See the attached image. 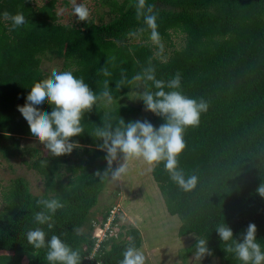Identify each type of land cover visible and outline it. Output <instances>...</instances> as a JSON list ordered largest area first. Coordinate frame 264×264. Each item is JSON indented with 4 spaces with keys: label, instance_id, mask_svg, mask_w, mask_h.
<instances>
[{
    "label": "trees",
    "instance_id": "1",
    "mask_svg": "<svg viewBox=\"0 0 264 264\" xmlns=\"http://www.w3.org/2000/svg\"><path fill=\"white\" fill-rule=\"evenodd\" d=\"M57 1L36 6L33 0H0V138L12 141V148H2L5 157L21 155L22 139L34 138L17 106L25 104L32 84L46 77L41 65L47 55L64 59V70L83 77L93 91H99L108 79L114 98L132 90L133 81L115 88L122 70L131 80L151 62L158 79L167 81L180 72L182 94L208 103L198 126L185 129L186 147L178 158L186 175L198 177L195 188L181 189L162 163L152 170L167 211L181 219L180 236L197 238L185 257L192 255L197 240L203 238L212 252L205 260L238 264L223 250L215 231L220 223L228 224L236 239L254 223L257 240L264 245V197L257 192L264 184V0H148L159 14L163 40L169 41L176 32L186 36L181 49L161 56L155 55L148 33L139 31L143 24L135 18L134 0H101L110 9V22L90 19L81 25L62 24ZM4 12H22L28 23L12 29ZM134 31L137 35L130 36ZM104 66L110 77L98 74ZM142 82L145 91H155L151 81ZM109 108L100 103L85 114L86 131L72 138L79 147L71 154H48L24 162L42 175L45 193H32L22 177L11 183L0 211V264H47L46 249H33L24 236L26 229L36 226L33 214L40 210L36 202L41 198H58L64 204L53 217L54 228L48 236L57 234L78 250L81 264H119L129 237L141 248V231L122 226L119 236L104 241L91 257L97 239L90 213L110 176L101 179L96 174L108 165L106 152L98 148L102 141L90 133L105 120L113 124L121 118L125 123L143 121L145 105L141 101L138 107ZM44 111L50 112L51 106L45 105ZM163 123L164 118L154 114V127ZM110 213L111 208L98 226H104ZM88 224L89 230L83 232Z\"/></svg>",
    "mask_w": 264,
    "mask_h": 264
},
{
    "label": "clouds",
    "instance_id": "2",
    "mask_svg": "<svg viewBox=\"0 0 264 264\" xmlns=\"http://www.w3.org/2000/svg\"><path fill=\"white\" fill-rule=\"evenodd\" d=\"M131 6L136 20L143 24L139 31L147 32L150 44L163 53V38L158 25L159 14L154 10L155 6L148 0H134ZM63 11V9L58 10V14H62ZM72 15L78 22H86L91 13L85 4L72 0ZM3 17L10 21L12 29L28 23L22 12L16 14L4 12ZM129 35L136 36L137 32L134 31ZM98 74L104 77L112 75L107 66L99 68ZM131 81L152 82L155 91L142 92L140 99L144 102L146 111L163 117L165 123L156 128L148 120H133L125 123L121 118L115 124L105 120L102 126L95 127L90 135L102 141L98 148L106 152L105 159L108 165L107 170L103 173L98 171L96 174L101 179L110 176L111 181L115 183L127 174L128 162L132 159L142 160L150 170L162 163L164 170L175 184L184 191H191L195 188L198 177L195 174L186 175L180 167L178 158L186 147L185 129L198 126L201 113L208 109L207 101L203 98L199 100L189 98L182 94L180 72H176L167 81L158 79L151 62L141 72L132 76L131 80L122 70L120 79L115 82V88L119 90ZM113 99L108 79L103 80L99 91H93L83 77H77L70 70L53 68L49 75L32 84L26 95L25 104L18 105L17 109L28 123L31 135L44 146L49 155L59 157L71 154L79 147V143L72 138L86 131L85 114L90 113L100 103L110 105ZM45 105L51 106L50 112L44 111ZM121 155L122 161L113 167L114 162ZM257 192L264 197V184L257 188ZM36 207L40 209L33 214L36 226L26 229L24 233L27 244L36 250L46 249L47 264H81L78 250L65 243L57 234L48 236V232L54 228L53 217L64 207L61 200L41 198L36 202ZM115 216L117 217L118 214L116 213ZM118 222L115 218L113 225ZM43 226H46L48 231H45ZM215 231L222 241L223 250L238 264H264V245L257 240V226L254 223L247 226L240 234V239L234 238L232 228L226 223L216 225ZM129 241L121 253L122 259L119 264H146L143 251L136 246L131 237ZM211 255L208 240L198 239L192 251L195 264H200L205 257Z\"/></svg>",
    "mask_w": 264,
    "mask_h": 264
},
{
    "label": "rangeland",
    "instance_id": "3",
    "mask_svg": "<svg viewBox=\"0 0 264 264\" xmlns=\"http://www.w3.org/2000/svg\"><path fill=\"white\" fill-rule=\"evenodd\" d=\"M49 0H33L36 6H43ZM85 4L90 10V19L97 23L110 22V9L101 4V0H77ZM63 9L62 14L58 10ZM56 11L60 22L65 25H81L72 15V0H58ZM185 35L176 32L171 35L169 41L163 40L164 51L160 53L155 49V55L172 54L175 49H181L185 45ZM138 42V41H136ZM65 60L61 57L49 56L43 58L41 69L47 76L53 68L64 70ZM145 91L142 81H133L132 90L126 96L114 98L109 110H115L121 105L138 107L141 103L140 94ZM154 114L143 109L142 120H148L153 124ZM12 148V141L0 138V211L5 207V193L14 179L24 178L29 184L32 193L41 195L45 193V181L42 175L29 167L25 161L33 162L38 158L48 156V151L35 138H23L20 143L21 155L5 157L2 148ZM121 157L116 161L118 165ZM152 170L142 160L132 159L128 162V172L119 182L108 183L106 190L100 196L97 205L90 213V226L97 231L99 220L111 208L121 218L118 224L138 228L142 233V246L146 257V264H195L192 255L185 257L190 246L196 241L195 235L181 237L179 229L181 219L179 216L169 214L165 199L159 185L153 178ZM119 191V193H118ZM96 229V230H95ZM89 224L82 231L87 232ZM200 264H220L219 260L207 261L205 258Z\"/></svg>",
    "mask_w": 264,
    "mask_h": 264
},
{
    "label": "built area",
    "instance_id": "4",
    "mask_svg": "<svg viewBox=\"0 0 264 264\" xmlns=\"http://www.w3.org/2000/svg\"><path fill=\"white\" fill-rule=\"evenodd\" d=\"M116 212L112 211L111 215L109 216L108 220L105 222L103 227H98L97 231L94 234V237L97 239L96 246L94 248V251L91 254V257H93L96 253H98L101 244L104 241L109 240L111 237H118L120 234V224L116 223L113 225L114 220L116 218Z\"/></svg>",
    "mask_w": 264,
    "mask_h": 264
}]
</instances>
